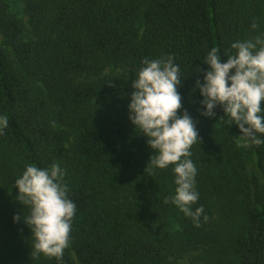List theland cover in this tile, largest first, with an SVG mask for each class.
<instances>
[{
	"label": "trees",
	"instance_id": "trees-1",
	"mask_svg": "<svg viewBox=\"0 0 264 264\" xmlns=\"http://www.w3.org/2000/svg\"><path fill=\"white\" fill-rule=\"evenodd\" d=\"M22 1L30 32L10 0H0V116L9 120L0 134V264H181L201 250L214 264H264V145H242L234 123L217 121L219 106L216 117L201 116L193 91L210 48L264 33V0ZM169 55L200 137L192 147L200 194L193 209L202 205L208 220L199 227L166 202L175 188L171 166L149 173L153 151L128 111L113 119L95 107L104 92L131 95L143 58ZM107 69L122 73L84 79ZM53 162L67 170L77 206L62 261L33 255L30 228L13 221L28 215L14 179L27 164ZM223 200L220 220L236 218L226 239L213 210Z\"/></svg>",
	"mask_w": 264,
	"mask_h": 264
},
{
	"label": "clouds",
	"instance_id": "clouds-1",
	"mask_svg": "<svg viewBox=\"0 0 264 264\" xmlns=\"http://www.w3.org/2000/svg\"><path fill=\"white\" fill-rule=\"evenodd\" d=\"M255 29L257 24H253ZM221 53L227 57L222 62ZM207 68L197 79L193 91L199 90L201 99L196 111L204 117H216L215 109L223 110V125L237 126L242 145H264V33L254 39L237 40L229 49L210 48L203 57ZM199 68V67H198ZM128 103V118L135 132L147 138L152 149L149 173L171 166L174 193L170 202L196 227L208 216L203 206L193 209L200 197L196 187L198 169L192 156V147L200 143L197 121L183 108L178 87L183 78L175 57L142 59ZM193 103H196L193 100ZM9 127L7 116H0V134ZM67 170L58 162L40 167L25 165L14 179L17 197L28 208V215L13 216L30 228L34 242L32 254L54 257L62 261L65 249L70 247L72 220L76 203L69 198Z\"/></svg>",
	"mask_w": 264,
	"mask_h": 264
},
{
	"label": "rangeland",
	"instance_id": "rangeland-1",
	"mask_svg": "<svg viewBox=\"0 0 264 264\" xmlns=\"http://www.w3.org/2000/svg\"><path fill=\"white\" fill-rule=\"evenodd\" d=\"M11 11L18 16L26 24L28 32H30L29 26V16L26 11L25 3L22 0H10ZM122 73L121 69H107L99 77L86 76L84 79L89 81H98L102 79L104 82H109L117 76V74ZM130 95L120 91L104 92L95 102V107L107 118H120L125 111H128ZM226 200L215 201L214 219L219 221V226L217 227L219 236L222 239L228 238L234 231V225L236 218L229 219L223 218L220 220V214L222 215L227 211V208L221 210V207L226 203ZM223 216V215H222ZM173 221V220H172ZM172 223H175L174 221ZM1 224V223H0ZM177 225V224H175ZM181 264H214L209 256V252H193L187 255L184 259L180 260Z\"/></svg>",
	"mask_w": 264,
	"mask_h": 264
}]
</instances>
